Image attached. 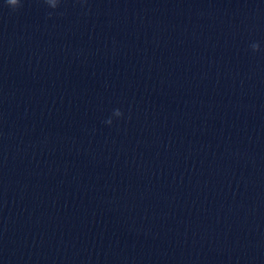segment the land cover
Segmentation results:
<instances>
[{
  "label": "water",
  "instance_id": "1",
  "mask_svg": "<svg viewBox=\"0 0 264 264\" xmlns=\"http://www.w3.org/2000/svg\"><path fill=\"white\" fill-rule=\"evenodd\" d=\"M0 264H264V0H0Z\"/></svg>",
  "mask_w": 264,
  "mask_h": 264
},
{
  "label": "clouds",
  "instance_id": "2",
  "mask_svg": "<svg viewBox=\"0 0 264 264\" xmlns=\"http://www.w3.org/2000/svg\"><path fill=\"white\" fill-rule=\"evenodd\" d=\"M44 3H46L49 7L55 9L59 5L60 0H44ZM4 4L10 7L13 11H15L20 7H22V0H4ZM49 15H51V13H49ZM250 48L253 50V52L259 51L260 50L259 42L251 43ZM113 115L116 117H120L123 115V113L121 112L120 109H115ZM106 123L111 124L112 123L111 118H109L106 121Z\"/></svg>",
  "mask_w": 264,
  "mask_h": 264
}]
</instances>
